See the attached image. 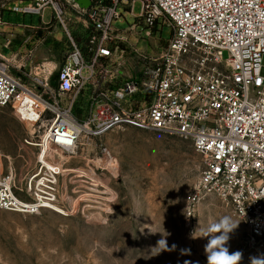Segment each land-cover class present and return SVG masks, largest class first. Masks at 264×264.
<instances>
[{"label":"built area","instance_id":"built-area-1","mask_svg":"<svg viewBox=\"0 0 264 264\" xmlns=\"http://www.w3.org/2000/svg\"><path fill=\"white\" fill-rule=\"evenodd\" d=\"M89 1L31 0L14 7L42 19L51 9L50 22L63 25L68 45L52 71L44 63L26 71V58L0 52V106L40 132L27 140L40 153L21 187L12 173H0V209L66 214L63 159L54 154L75 150L84 134L134 126L191 142L204 167L188 206L222 199L246 225V244L264 247V0ZM120 9L136 20L128 29L116 24L124 23ZM76 17L86 21L80 31L68 26L80 23ZM140 25L149 37L165 26L172 36L159 54L136 49L141 66L130 72L117 51Z\"/></svg>","mask_w":264,"mask_h":264},{"label":"rangeland","instance_id":"rangeland-1","mask_svg":"<svg viewBox=\"0 0 264 264\" xmlns=\"http://www.w3.org/2000/svg\"><path fill=\"white\" fill-rule=\"evenodd\" d=\"M30 1L0 0V52L26 58V71L39 63L52 70L54 62L64 61L66 32L55 19L50 22L51 9L43 19L14 10L16 4ZM120 11L124 23L116 24L128 29L136 20L128 11ZM134 12L141 13L140 2ZM77 19L80 23L68 26L80 31L86 21ZM147 30L135 26L127 33L129 42L117 51V60L130 72L141 66L138 51L159 54L172 36L168 26L151 37ZM31 49L33 58L28 56ZM39 133L13 109L0 106V173H12L19 188L40 153L27 140L35 141ZM54 155L63 159L60 195L67 213L0 209V264H208L205 245L211 237L203 236L224 216L239 222L225 245L229 253L241 251V264L264 255V247L246 244V225L222 199L211 196L188 206L204 159L185 139L125 126L98 137L84 134L75 150ZM161 239L170 250L156 248Z\"/></svg>","mask_w":264,"mask_h":264},{"label":"clouds","instance_id":"clouds-1","mask_svg":"<svg viewBox=\"0 0 264 264\" xmlns=\"http://www.w3.org/2000/svg\"><path fill=\"white\" fill-rule=\"evenodd\" d=\"M238 223L233 221L231 217L224 216L219 221L209 225L205 236H203L211 237L205 245L208 264H241L243 253L241 251L229 253L228 248L225 246L230 239L229 234L238 227ZM157 247L160 251L170 250L164 239L157 242ZM175 247L176 245H172V249H175ZM250 261L251 264H264V255L252 256Z\"/></svg>","mask_w":264,"mask_h":264},{"label":"crops","instance_id":"crops-1","mask_svg":"<svg viewBox=\"0 0 264 264\" xmlns=\"http://www.w3.org/2000/svg\"><path fill=\"white\" fill-rule=\"evenodd\" d=\"M44 24H48V23H50V22H48V23H46V22H43ZM19 50H20V52H22V48H19ZM28 55H32L31 56V58H33L34 57V52H33V50L31 49V50H29V52H28ZM55 63V67L53 68V70H56L58 67H59V64L58 63H56V62H54ZM51 71V70H50Z\"/></svg>","mask_w":264,"mask_h":264},{"label":"water","instance_id":"water-1","mask_svg":"<svg viewBox=\"0 0 264 264\" xmlns=\"http://www.w3.org/2000/svg\"><path fill=\"white\" fill-rule=\"evenodd\" d=\"M79 1L80 3L86 5V6H89L90 5V1L89 0H77Z\"/></svg>","mask_w":264,"mask_h":264},{"label":"bare ground","instance_id":"bare-ground-1","mask_svg":"<svg viewBox=\"0 0 264 264\" xmlns=\"http://www.w3.org/2000/svg\"><path fill=\"white\" fill-rule=\"evenodd\" d=\"M47 68H49V67L47 66ZM52 70H53V69H52ZM52 70H51V71H52ZM0 169H1V166H0ZM0 172H1V171H0Z\"/></svg>","mask_w":264,"mask_h":264}]
</instances>
